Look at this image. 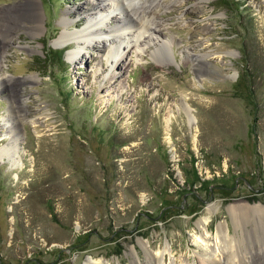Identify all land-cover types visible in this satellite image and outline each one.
<instances>
[{"label":"rangeland","instance_id":"374dc122","mask_svg":"<svg viewBox=\"0 0 264 264\" xmlns=\"http://www.w3.org/2000/svg\"><path fill=\"white\" fill-rule=\"evenodd\" d=\"M95 2L0 0L1 13L30 3L41 24L15 11L0 57L13 80L0 84V148L19 137L16 161L0 157V264H156L148 249L165 246L166 264H201L193 237L211 203L208 231L229 234L217 263L264 264V213L237 222L233 209L264 205V0L155 1L174 53L160 61L132 27L116 71L114 34L54 45Z\"/></svg>","mask_w":264,"mask_h":264},{"label":"bare ground","instance_id":"6f19581e","mask_svg":"<svg viewBox=\"0 0 264 264\" xmlns=\"http://www.w3.org/2000/svg\"><path fill=\"white\" fill-rule=\"evenodd\" d=\"M158 3V0H96L95 3L91 5L89 12L84 17L77 18L75 24H84L82 28L77 30H64L58 36L57 40L54 42L55 46H61L68 41H74L75 44L82 50L87 49L89 44L95 41L96 39H104L109 40L111 35L114 34L116 37L111 38L110 41L111 48L109 51L106 52L105 56L109 62L110 71H116V63L117 61L123 56L124 49L129 48L128 41H124L125 36L131 34V30L133 28L138 29L136 35L132 34L135 37V41L140 40V38L147 39V41H152L153 46L159 45L154 50L155 53L160 54L159 57L160 61L166 57L167 54L174 53L172 48V43H174L173 37L171 38H164L160 37L157 33V21L154 16V9H152V4ZM30 2V1H29ZM35 2V0H32ZM36 8V7H35ZM19 9H24V15L29 17V19L35 22L34 27L39 28L41 26L40 19L38 15H35V11H32L30 3H27L23 6L15 7L14 12L12 10L6 12H0V57L4 52L6 45L10 42L12 35L10 32L15 28L17 15L15 11ZM38 10V9H37ZM71 11H67V15L70 14ZM23 13V11H22ZM111 13H115V15H110ZM112 19L116 21V24H112ZM71 22L70 19L63 18L62 24L68 25ZM14 24V25H12ZM33 25V24H32ZM107 26L108 29H105L104 26ZM133 27V28H132ZM135 29V31H136ZM119 30L121 33H119ZM8 32V34H7ZM150 33V34H145ZM10 34V35H9ZM152 35H156L160 37L156 42H153ZM162 38V39H161ZM106 40V41H107ZM106 44V43H105ZM107 45V44H106ZM163 46V49L160 50V47ZM169 52L167 51V49ZM164 51L165 54H161ZM69 55L72 59L77 58V52L70 51ZM194 58H197L196 54H193ZM192 56V57H193ZM98 74V73H97ZM115 77V74L107 76L109 80H112ZM103 81V80H102ZM0 84L4 85V87L12 88L13 87V80L9 77H3L0 80ZM102 87L106 85V82H102ZM11 85V86H10ZM10 86V87H9ZM120 86L123 85L121 84ZM121 88V89H122ZM120 89V90H121ZM121 96V95H120ZM186 102H182L181 106L186 107ZM187 108V107H186ZM16 117V115L14 116ZM192 117V116H191ZM190 120V119H189ZM11 123V122H10ZM16 129L15 124L10 125V130ZM18 134L15 130L13 133L12 139L6 143L3 147L0 148V157L4 158L7 157L13 163L15 160V154L17 153V140ZM238 206V205H237ZM236 205L233 206L234 211V219L237 222L240 221L241 216L247 213L250 210H259L260 212L264 213V205L263 204H249L245 202L244 205ZM213 209H215V205L213 203L208 204L206 207V212L203 214L196 222L198 228L200 229L199 233H194L193 242L199 248L197 254L200 258L201 264H218L217 262L219 259V252H221V245L219 243L220 240L223 241L229 236L226 230H224L223 224L220 222L217 225V231L215 234L211 235V232L207 229V222L211 218V214L213 213ZM215 211V210H214ZM248 214V213H247ZM226 241V240H225ZM145 241V245H146ZM165 251L171 252V248L165 246L164 248H159L154 252L148 249L150 256L156 261V264H166L164 260ZM234 253V252H233ZM218 257V259H216ZM187 261V260H186ZM107 264L108 261L105 258H95L92 256H88L83 264ZM185 264H188L184 262ZM170 264H174L173 259Z\"/></svg>","mask_w":264,"mask_h":264},{"label":"trees","instance_id":"16d2710c","mask_svg":"<svg viewBox=\"0 0 264 264\" xmlns=\"http://www.w3.org/2000/svg\"><path fill=\"white\" fill-rule=\"evenodd\" d=\"M46 55L49 59L57 60L58 63L62 60V52L60 50H55L48 47L46 48Z\"/></svg>","mask_w":264,"mask_h":264}]
</instances>
